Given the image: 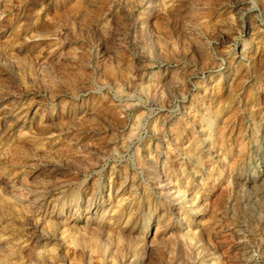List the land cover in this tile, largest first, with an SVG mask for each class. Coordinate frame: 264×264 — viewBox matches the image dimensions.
Segmentation results:
<instances>
[{"label": "rangeland", "instance_id": "374dc122", "mask_svg": "<svg viewBox=\"0 0 264 264\" xmlns=\"http://www.w3.org/2000/svg\"><path fill=\"white\" fill-rule=\"evenodd\" d=\"M0 264H264V0H0Z\"/></svg>", "mask_w": 264, "mask_h": 264}, {"label": "bare ground", "instance_id": "6f19581e", "mask_svg": "<svg viewBox=\"0 0 264 264\" xmlns=\"http://www.w3.org/2000/svg\"><path fill=\"white\" fill-rule=\"evenodd\" d=\"M139 1V0H138ZM149 1V0H148ZM140 3V2H139ZM151 3V2H150ZM150 3H148V4H150ZM142 5V4H141ZM147 5H145V7H146ZM257 24V23H256ZM260 25V24H259ZM256 26V25H255ZM258 26V25H257ZM261 27V26H260ZM260 27H258L256 30H255V28L252 30V33L253 34H256V36H262L263 35V30L262 29H260ZM251 33V32H250ZM252 33H251V35H250V38H251V36H252ZM244 51V50H243ZM241 58H245V54H243L242 55V57ZM248 58V57H247ZM206 139V138H205ZM198 162L200 161V158L199 157H197V159H196ZM115 172V171H114ZM110 177H111V174L109 175ZM174 186H175V184H174ZM183 189V188H182ZM174 196L178 199V201H179V203L181 204V207L182 208H184V203H185V201H186V199H185V194H184V192H182L181 191V189L179 188V187H176L175 188V190H174ZM173 196V197H174ZM195 196V195H194ZM196 198V197H195ZM88 199V198H87ZM176 199V200H177ZM109 200V199H108ZM189 201H190V199H189ZM188 201V202H189ZM89 202V201H88ZM122 203V202H121ZM118 204H120V203H118ZM186 205V204H185ZM130 206V205H129ZM14 207V206H13ZM16 207V206H15ZM118 207V206H117ZM17 211V210H16ZM116 210H114V212H115ZM250 212V211H249ZM118 213V212H117ZM150 220V219H149Z\"/></svg>", "mask_w": 264, "mask_h": 264}]
</instances>
